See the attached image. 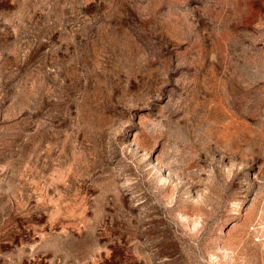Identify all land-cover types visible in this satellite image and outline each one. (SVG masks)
I'll return each instance as SVG.
<instances>
[{
	"label": "rangeland",
	"instance_id": "374dc122",
	"mask_svg": "<svg viewBox=\"0 0 264 264\" xmlns=\"http://www.w3.org/2000/svg\"><path fill=\"white\" fill-rule=\"evenodd\" d=\"M0 264H264V0H0Z\"/></svg>",
	"mask_w": 264,
	"mask_h": 264
}]
</instances>
